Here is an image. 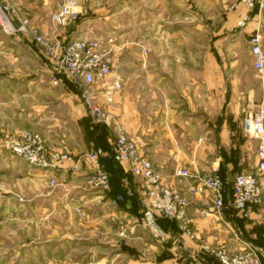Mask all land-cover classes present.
<instances>
[{
  "label": "crops",
  "instance_id": "0c3cea01",
  "mask_svg": "<svg viewBox=\"0 0 264 264\" xmlns=\"http://www.w3.org/2000/svg\"><path fill=\"white\" fill-rule=\"evenodd\" d=\"M60 1L16 0L15 4H23L24 14L46 30L48 16ZM121 1L122 12L128 8L129 14H135L133 5H136L140 23L153 21L150 22L152 29L143 32L138 41L145 51L140 58L124 59L123 48L126 46L130 51L131 46L126 42L115 43L114 53L118 62L115 61L117 67L113 74L122 79L123 89L113 108L141 153L167 177L166 183L180 192H184L187 182L171 177L175 167H189L202 173L217 169L218 175L226 182H230L236 173L252 169L254 165L243 168L249 154L253 155L255 164L256 141L243 133L240 117L245 108L264 105V90L259 75L254 73L248 46L250 35L261 26L264 39V10L261 13L255 9L248 11L238 0ZM86 3L91 5L98 0H78L81 12V5ZM129 5H132L131 10ZM114 15L113 12L111 17ZM82 20L77 27L68 28L67 37L90 29L92 19ZM239 40L246 44L245 54L243 46L239 49ZM118 56H122L121 60ZM48 72L49 64L40 50L21 35H9L0 28V109L16 107L19 110V118L13 122L15 129L27 123L31 125L33 117L44 124L50 115L53 118L59 115L65 101L70 100L66 92L51 90ZM22 116L27 122H23ZM192 116L203 117L202 129L198 133L194 131ZM5 122H0V131L13 126L9 121ZM71 151L81 153L76 148ZM100 160L110 175L112 192L108 197L112 198L122 192V170L110 153ZM122 172L134 190L131 203L119 207L118 212L100 216L97 221L101 225L106 220L129 217L132 220L130 229L134 231L135 220L131 213L138 212L136 201L144 192L138 191L137 187H141L138 180L125 170ZM57 173L64 175L60 171ZM77 177L79 183L85 180L84 176ZM133 182L138 183L134 188ZM189 199L185 218L192 237L183 232L179 224L160 220L158 227L164 238L150 242L152 251L148 249V254L138 255L142 262L133 260L132 254L137 255V250L130 242H120L132 253L117 254L125 257L123 264H209L204 246H229L231 234L223 223L202 213L211 197L203 194ZM223 216L232 220L236 228L248 232L245 234L247 239L264 252L262 213L253 208L250 217L243 220L225 210ZM129 239L136 244H148L140 236H130ZM103 260L106 261L101 258L97 264Z\"/></svg>",
  "mask_w": 264,
  "mask_h": 264
},
{
  "label": "built area",
  "instance_id": "2783aa9c",
  "mask_svg": "<svg viewBox=\"0 0 264 264\" xmlns=\"http://www.w3.org/2000/svg\"><path fill=\"white\" fill-rule=\"evenodd\" d=\"M238 3L248 11L255 9L261 13L264 10V0H238ZM79 17L78 0H61L57 8L50 12L48 27L44 30L27 15L21 14L14 0H0V28L9 35H21L35 44L49 64L52 85L77 87L93 119L113 129L115 138L110 147V156L133 179L139 181L147 202V209L141 211L147 224L159 234L157 221L166 219L179 224V228L192 237L185 218L190 205L189 197L206 194L211 197V202L202 213L214 216L223 223L231 234V243L229 246H204V254L215 264H263V250L243 239L232 220L224 219L223 215L225 210H230L233 216L246 220L252 209L256 208L264 216V105L246 111L241 121L243 133L256 141L252 169L238 172L230 182H226L218 175L217 169L202 173L189 167H175L172 177L186 180L187 184L184 192L174 190L141 153L137 143L128 136L123 123L109 109L117 104L123 88L122 79L113 74L117 67L113 38L103 41L87 33L66 36L68 27L76 23ZM249 46L253 68L262 74L264 48L263 34L259 28L250 35ZM0 148L47 173L50 188L63 186L56 180L57 171L65 176L69 173L84 176V187L94 194L95 206L108 204L119 208L130 195L127 184L123 193L108 197L112 185L110 175L100 161L106 153L102 146L77 154L67 148H48L40 133L24 128L0 136ZM78 211L82 213V210Z\"/></svg>",
  "mask_w": 264,
  "mask_h": 264
},
{
  "label": "rangeland",
  "instance_id": "374dc122",
  "mask_svg": "<svg viewBox=\"0 0 264 264\" xmlns=\"http://www.w3.org/2000/svg\"><path fill=\"white\" fill-rule=\"evenodd\" d=\"M14 1L16 2V0ZM22 5L17 2L19 12L24 14ZM129 6L131 10L132 5ZM133 6L135 14H129L128 8L125 9L126 12H122L124 10L121 0H107V2L106 0H98V3H92L91 5L89 3L82 4L80 17L73 25L77 27L80 22L84 21L83 18L92 19V22H89L90 27L88 28L90 29L82 30L76 34L87 33L103 41L112 37L114 43H118V45L124 42L129 43L131 45L128 48L130 51L125 46L122 50V56H125L124 59L128 57L138 59L141 57V53H145L138 41L143 32L152 29L150 22L153 21L146 20L140 23L138 13L136 14V5ZM113 12L115 15L111 17ZM260 30L263 34V26ZM33 46L38 49L35 44ZM242 46L245 54L247 47L241 41L239 43L240 50ZM122 56H118L120 60ZM114 60L118 62L117 54L114 56ZM254 73L259 75L260 84L264 90V84L262 83L264 72L259 74L255 70ZM251 74L253 75V73H249V75ZM50 84L52 85L51 81ZM51 85V90L66 92L67 96L70 97L69 101H65L62 109L60 108L59 115H55V119L50 115L48 119L44 120L46 121L44 124L33 117L31 125L24 123L25 125L15 129V123L13 122L19 118V110L16 107L0 109V122L6 123L5 121H9V124L12 123L13 125L6 131L1 130L0 136L25 128L40 133L48 148L66 146L71 150L76 148L79 152L84 153L97 146H102L105 148V152L109 154L111 144L115 138L113 129L100 125L93 119L86 110L77 87ZM4 92L7 94V91ZM113 107L109 109L115 113ZM257 107L245 108L243 112L255 110ZM243 115L239 116L240 119ZM116 116L120 120V115L116 114ZM22 118L23 122H27L25 116H22ZM192 118H194V131L198 133L202 129L201 121L203 117L192 116ZM55 122L56 124H54ZM246 140L250 145L249 139ZM245 160L243 169L254 165L253 155L249 154ZM118 165L124 171L122 165ZM122 171V192L120 193L124 192L127 184L131 191L130 195H127L126 202L122 205L125 206L128 205L127 202L131 201L134 190L129 183V179L124 176ZM55 177L57 182L63 184V186L48 187L49 176L47 173L27 164L10 151L0 148V264H97L101 258L106 259L101 264H123V260L126 261L125 257L117 256V254L131 252V250H125L121 245L120 242L123 243L124 241L130 242V245H133V248L137 250V255L129 254H132L133 260L142 262L138 255L143 252L148 254V249L152 251V248L149 247L150 242L163 240V232L159 229L160 233L157 234L155 229L147 224L144 215L141 213V211L147 209L145 194L137 198L138 212L135 210L131 213L135 216H133L135 220L133 222L135 224L134 231L130 229L132 220L129 217L127 219L118 217L115 221L106 220L99 225L97 220L100 216L113 213L111 211L118 212V209L122 206L120 208H113L104 204L95 206L93 204L94 194L84 187L85 180L79 183L77 181L78 177L71 175V173L65 176L55 172ZM163 177L166 181L168 180L166 176L163 175ZM133 183L134 188L138 183ZM139 186H141L140 183ZM140 188L137 187L138 191L143 193V189ZM143 198L145 201H142ZM78 209L82 210V213ZM126 226L129 228H126ZM238 229L242 238L248 240L245 235L248 232ZM130 236H140L146 239L148 244L143 245V242L136 244L129 239ZM250 242L255 247L262 249L252 241ZM135 250H132V252H135ZM149 258H151L150 255ZM206 259H208L209 264H215L209 257L206 256Z\"/></svg>",
  "mask_w": 264,
  "mask_h": 264
},
{
  "label": "trees",
  "instance_id": "16d2710c",
  "mask_svg": "<svg viewBox=\"0 0 264 264\" xmlns=\"http://www.w3.org/2000/svg\"><path fill=\"white\" fill-rule=\"evenodd\" d=\"M74 26V25H73ZM160 220H163V221H165L166 223H169V224H174L175 222H171V221H168V220H166V219H159L158 221H157V223H159L160 224Z\"/></svg>",
  "mask_w": 264,
  "mask_h": 264
}]
</instances>
